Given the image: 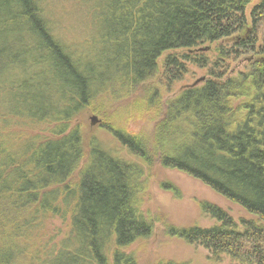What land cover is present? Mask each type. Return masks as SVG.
<instances>
[{
    "label": "trees",
    "instance_id": "16d2710c",
    "mask_svg": "<svg viewBox=\"0 0 264 264\" xmlns=\"http://www.w3.org/2000/svg\"><path fill=\"white\" fill-rule=\"evenodd\" d=\"M252 1L72 0L87 28L76 42L54 25L61 0H0V264H136L125 249L152 232L139 168L88 147L74 121L114 81L135 85L160 68L180 79L188 62L210 77L167 103L155 155L251 217L205 203L217 225L171 232L237 264H264V0L248 15ZM213 43L211 58L201 47ZM109 128L151 160L147 140ZM54 217L66 233L45 241Z\"/></svg>",
    "mask_w": 264,
    "mask_h": 264
},
{
    "label": "rangeland",
    "instance_id": "374dc122",
    "mask_svg": "<svg viewBox=\"0 0 264 264\" xmlns=\"http://www.w3.org/2000/svg\"><path fill=\"white\" fill-rule=\"evenodd\" d=\"M61 1L54 5V8L57 7L61 22H54V25L67 38L73 37L76 42L83 40L84 36H87V28L81 16L77 14L74 2ZM257 1L259 0H253L249 5L248 15ZM232 43V40L222 42L224 45ZM219 45L213 43L210 46L211 50L208 49L210 57L216 56ZM207 46L209 44L201 48ZM208 51L204 50V53ZM208 69L209 67L202 68L188 62L186 71L180 79L168 78L160 68L149 79L135 85L127 86L114 81V87L117 88L109 90L108 93L99 92L95 110L92 106L88 107L74 121L80 124L88 147L92 142H96L139 168L141 177L139 182L137 180V185H140L141 190L138 192V200L144 216L151 221L152 232L125 249L126 252L133 254L136 264H237V261L228 254L213 253L204 245L188 242L178 234H173L171 230L191 226L208 228L217 225V219L203 210L205 203L226 209L236 221L251 215L201 180L175 168L164 166L158 160L159 154L155 155L153 144L157 122L166 116L169 106L167 103L182 89L205 82L210 77ZM94 115L98 116L99 122L92 125L91 117ZM110 126L137 136L141 140H147L151 160L145 162L132 153L115 136ZM66 225L59 217L46 220L44 240L48 241L50 237H55L61 229L65 232Z\"/></svg>",
    "mask_w": 264,
    "mask_h": 264
},
{
    "label": "water",
    "instance_id": "95a60500",
    "mask_svg": "<svg viewBox=\"0 0 264 264\" xmlns=\"http://www.w3.org/2000/svg\"><path fill=\"white\" fill-rule=\"evenodd\" d=\"M207 49H210V48H208V47L202 48V50H207ZM201 80H203V79H201ZM198 82H199V80L196 81V83H198ZM91 121H92L91 122L92 125H95L96 123H98L99 122L98 116H96V115L92 116Z\"/></svg>",
    "mask_w": 264,
    "mask_h": 264
}]
</instances>
